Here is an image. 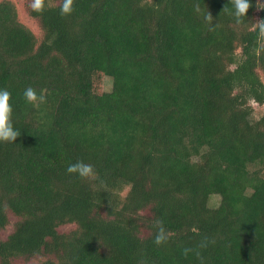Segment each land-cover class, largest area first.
Masks as SVG:
<instances>
[{
	"label": "trees",
	"instance_id": "trees-1",
	"mask_svg": "<svg viewBox=\"0 0 264 264\" xmlns=\"http://www.w3.org/2000/svg\"><path fill=\"white\" fill-rule=\"evenodd\" d=\"M53 2L0 1V264H264V0Z\"/></svg>",
	"mask_w": 264,
	"mask_h": 264
},
{
	"label": "clouds",
	"instance_id": "clouds-1",
	"mask_svg": "<svg viewBox=\"0 0 264 264\" xmlns=\"http://www.w3.org/2000/svg\"><path fill=\"white\" fill-rule=\"evenodd\" d=\"M74 0H61L59 6L60 15H68L73 12ZM234 12L232 13L236 18L237 23L242 22V18L246 16L250 7L249 0H233ZM53 0H32L31 7L37 12H41L45 7H53ZM205 19L211 23L213 17L208 13ZM259 28L260 34L264 35V21L253 28ZM11 93L5 88H0V141H15L20 136L19 130L14 128L12 121L13 105L10 103ZM24 99L29 103H44L46 97L41 92L39 95L32 87H27L23 92ZM66 172L76 174L80 178H92L95 176L94 168L91 164L84 163L83 161H76L70 163ZM166 236L163 227L159 228L158 234L155 238L157 244L161 243Z\"/></svg>",
	"mask_w": 264,
	"mask_h": 264
},
{
	"label": "rangeland",
	"instance_id": "rangeland-1",
	"mask_svg": "<svg viewBox=\"0 0 264 264\" xmlns=\"http://www.w3.org/2000/svg\"><path fill=\"white\" fill-rule=\"evenodd\" d=\"M1 1V0H0ZM15 2L16 7L18 9L19 19L27 25L36 35L37 39L40 41L43 37V30L39 23V21L32 17L29 14L28 7L31 5L32 0H12ZM104 88L105 90L109 91L112 88V78L105 77L104 78ZM264 111V107H258L256 109V116H260V113ZM219 197L217 195H213L210 199L211 205H218ZM71 227V226H67ZM11 227H9L6 231L2 233V236H6L10 232ZM17 264H31V262H27L24 260H18Z\"/></svg>",
	"mask_w": 264,
	"mask_h": 264
}]
</instances>
